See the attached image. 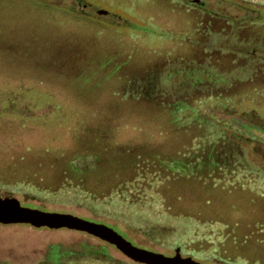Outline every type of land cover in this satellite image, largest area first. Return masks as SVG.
<instances>
[{
    "label": "trees",
    "instance_id": "16d2710c",
    "mask_svg": "<svg viewBox=\"0 0 264 264\" xmlns=\"http://www.w3.org/2000/svg\"><path fill=\"white\" fill-rule=\"evenodd\" d=\"M0 35L1 83L19 81L30 92L29 83L40 85L48 100L71 103L70 115L79 112L69 148L25 149L10 160L0 153L1 183L11 179L3 176L4 164L37 165L38 173L28 170L33 177L16 184L132 222L154 239L170 237L208 264H264V140L254 134L264 127L250 116L264 112V59L195 40L193 33L156 54L107 50L99 32L92 34L95 44L77 48L69 39L21 43ZM44 51L52 55L37 60ZM62 51L72 57L58 58ZM18 53L49 74L15 73ZM196 58L238 75L211 76L210 86L197 74L176 80L170 68ZM68 113L56 108L57 115ZM242 143L254 146L258 161L243 153ZM58 170L60 183L41 182L43 173ZM81 259L93 264L94 258Z\"/></svg>",
    "mask_w": 264,
    "mask_h": 264
},
{
    "label": "rangeland",
    "instance_id": "374dc122",
    "mask_svg": "<svg viewBox=\"0 0 264 264\" xmlns=\"http://www.w3.org/2000/svg\"><path fill=\"white\" fill-rule=\"evenodd\" d=\"M46 1V0H41ZM55 5L72 7L75 2L72 0H49ZM86 0H83L85 2ZM108 4L115 5V0H100ZM120 1V0H119ZM127 2V0H122ZM7 1L1 0L0 4L5 7ZM119 3V2H118ZM79 9H83L80 2H76ZM131 4V3H130ZM221 5L213 2V7H209L214 11H218L222 16L247 17L249 19L263 18L264 14L259 11L247 10L246 8L235 7L233 5ZM123 9V8H121ZM127 17L112 18L116 22L130 25L132 28L122 33H116L113 38L117 39V44L124 46L125 49L137 48L142 54H156L173 49L177 42V36L181 29L175 25L169 18L163 20L150 10H142L140 7H125ZM97 13V12H95ZM109 19V18H108ZM223 47L235 50H246L249 46L261 47L259 43L255 45L251 42H245L238 35L232 37L224 34L218 41H215ZM253 44V45H252ZM262 48V47H261ZM170 72L176 73L175 79L181 76L191 74L203 79V83L210 86V78L214 79L218 76L231 77L238 75L237 69L225 68L217 63L209 62L203 59L188 60L178 62L170 68ZM1 83L0 81V128H6V131L0 132V153L11 157L24 151L25 149L52 148L65 149L73 144V136L79 124V112L76 115H70L72 104L67 101L50 99L44 96L43 88L40 85H32V92L21 86L19 81H10ZM28 85V84H27ZM34 85V86H33ZM58 95L60 92H57ZM62 106L68 114L62 116L56 114V108ZM73 107V106H72ZM251 118L255 123L264 127V112L252 111ZM11 131L8 133V130ZM2 130V129H0ZM13 133L20 138L13 136ZM254 134L264 140V133L254 130ZM19 139V140H18ZM244 154L246 153L251 159L258 161V155L251 153L252 147L240 144ZM256 149V148H255ZM27 151V150H25ZM256 155V156H255ZM1 156V157H2ZM0 195H11L19 198L24 206L35 207L48 211L66 212L81 216L86 219L105 223L114 227L128 240L135 245L163 252L167 255H174L178 246L173 245L174 242L169 238H152L146 233V229L142 226H135L132 222L127 223L123 220H117L113 216L98 212L92 208L81 204H76L70 199L54 198L47 192L38 191L25 185H18L9 180L0 181ZM108 215V216H107ZM171 236V235H170ZM54 247L66 249H95L96 247H106L108 254L113 259L131 260L120 250L86 232L73 230L68 228H49L36 227L31 224L0 223V262L3 264H38L45 259L46 254ZM191 249L193 247H190ZM183 256H192L198 261L205 263L202 257H198L191 252H182ZM237 264V263H234Z\"/></svg>",
    "mask_w": 264,
    "mask_h": 264
},
{
    "label": "flooded vegetation",
    "instance_id": "af4514ba",
    "mask_svg": "<svg viewBox=\"0 0 264 264\" xmlns=\"http://www.w3.org/2000/svg\"><path fill=\"white\" fill-rule=\"evenodd\" d=\"M5 1L9 3L10 7H2L0 4V25L3 27L0 29V34L6 33V36L7 34L8 36L12 35L14 41L21 43H30L31 39H35L41 44L48 42L63 44L69 39L68 42H72L74 47L77 48L81 42L93 45L92 34L99 32L104 39V46L102 47L112 50L115 46L116 50L123 52V49L125 50L124 46L122 44L118 45L117 39L115 40L113 35L122 33L132 27L122 23V20L121 22H116L112 18H117L118 15H120V18H123L122 16L127 17L125 7H140L142 10L154 12L163 18V20L164 18H169L170 21L181 29L179 31L180 35L193 33L195 35L193 38L202 42L207 40L215 44V41H218L224 34L231 35L234 38L238 35L240 39H242L241 36H245L247 37L246 41L254 45L259 43L262 47L249 46L247 47L248 52L255 57L264 59L263 18L259 17L252 20L247 17H241L240 19H236L235 17L222 16L218 11L209 8L213 7V2L215 1L221 5L220 7L233 5L235 7L246 8L247 10H257L264 14V0H127V2L115 0V5L100 0H86L85 2L83 0H72L75 2L72 7L60 4L55 5V3L49 0ZM76 2H80L83 5V9H79ZM196 28H199V30L197 31ZM1 36L0 40H4L5 38H1ZM57 54L58 58L72 57V54L63 51ZM50 55H52L50 52L44 51L38 54V58L36 59H46ZM13 56L14 58L11 61L13 69L11 70H14L15 73L29 74L33 71V73L45 74L46 76L49 74V69L39 67L36 64L40 61H36L35 64L31 61H24L25 54L20 56L18 53ZM1 69L2 64L0 61ZM4 165L7 175L4 173L3 176L10 177L9 182L15 184L18 183L17 181L31 178L30 176L33 174H28V170H31L33 173V170H35L38 173L37 169H40L37 165L33 166V164H23L19 168L9 167L7 164ZM12 171L14 174L11 173ZM58 172L59 170L56 172L57 174L43 173L44 178L41 179V182L46 186L54 185L57 182L60 183L61 175ZM111 245L120 250L117 246ZM121 252L125 254L123 251ZM89 257L94 258L91 260L93 264H144L133 259H113L109 256L106 247L80 250H63L59 247H54L46 254L45 259H42L38 264H69L73 259V264H82L81 258ZM0 264L3 263L0 262Z\"/></svg>",
    "mask_w": 264,
    "mask_h": 264
},
{
    "label": "water",
    "instance_id": "95a60500",
    "mask_svg": "<svg viewBox=\"0 0 264 264\" xmlns=\"http://www.w3.org/2000/svg\"><path fill=\"white\" fill-rule=\"evenodd\" d=\"M0 223H24L36 227L79 230L117 246L131 259L144 264H203L192 256H183L179 247L176 248L174 255L157 252L135 245L114 227L105 223L71 213L24 206L19 198L11 195H0Z\"/></svg>",
    "mask_w": 264,
    "mask_h": 264
}]
</instances>
